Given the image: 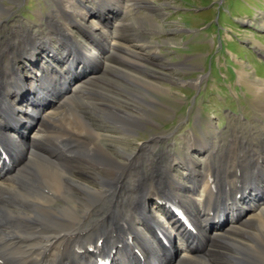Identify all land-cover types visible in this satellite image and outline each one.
<instances>
[{
  "label": "bare ground",
  "instance_id": "1",
  "mask_svg": "<svg viewBox=\"0 0 264 264\" xmlns=\"http://www.w3.org/2000/svg\"><path fill=\"white\" fill-rule=\"evenodd\" d=\"M0 10L11 11L1 3ZM94 12L103 18L106 11H94L83 0H66L61 10L48 13L53 34L46 38L13 26L7 34L11 39L0 46V264H99L104 258L111 264H264V137L255 144L245 136H233L225 144L199 143L205 149L203 164L191 157L190 146L180 161L170 153L159 158L164 137L152 136L128 151L127 140L144 130L155 112L150 91H164L136 70L116 66L137 86L132 98L146 109L105 101L102 92L94 102L82 99L76 105L83 87L94 84L93 72L85 82L77 78L67 95L68 81L91 68L86 60L102 65L98 53L68 46L70 24H78L76 18L88 22ZM3 24L0 19V28ZM80 27L97 48L113 46L107 30ZM54 38L59 44L50 42ZM72 41L81 43L74 36ZM46 42L48 52L40 58L52 51L47 64L58 68L51 78L47 71L33 69L40 61L33 56ZM62 56L63 64L55 63ZM144 61L145 56L123 59L135 69ZM21 63L37 77L31 78ZM104 64L112 68L107 60ZM239 78L245 79L243 74ZM27 85L34 94L19 98ZM256 90L264 93V85ZM45 91L54 93L53 104L51 99L40 101ZM258 107L264 114V102ZM110 126L119 133H108ZM23 128L27 133L36 130L35 139L25 140ZM175 161L182 174L173 173ZM151 199L164 221L154 223L148 215ZM175 212L188 216L195 232ZM168 215L173 219L166 228L161 222ZM229 224L236 225L226 229ZM177 233L186 241L183 250L189 249L176 262Z\"/></svg>",
  "mask_w": 264,
  "mask_h": 264
},
{
  "label": "rangeland",
  "instance_id": "2",
  "mask_svg": "<svg viewBox=\"0 0 264 264\" xmlns=\"http://www.w3.org/2000/svg\"><path fill=\"white\" fill-rule=\"evenodd\" d=\"M65 2L66 0H0L3 6L11 9L4 14L0 10V19L5 23L3 28H0V46L11 39L8 35L13 26L22 27L31 32L29 34L46 38L53 34L56 30L47 27L48 13L61 10ZM83 2L94 11L98 12L102 7L106 12L103 18H98L96 12L91 13L88 22L76 18L78 24L68 26V46L74 45L78 52L79 47H82L98 53L103 61L101 65L86 60V65L91 68H83L81 72L78 71L73 81H68L71 90H68L67 95L70 96L77 78L83 82L84 77L94 73L91 76L95 78L94 84H91L94 87H91L95 92L90 91V86L83 87L77 96L82 98L76 101V105L82 99L94 102L98 98L97 94L102 92L101 96L106 97L103 99L105 101L124 102L146 109V106L132 98L131 92L135 91L137 86L125 80L120 75L119 68L136 70L144 80L164 91L156 95L149 90L150 98L155 101V112H152L150 123L145 129L127 140L128 151H133L152 136L164 137L166 140L160 145L159 158L170 153L180 161L190 146L191 157L203 164L206 162L205 149L200 148L199 143L200 146L211 142L225 144L230 138L233 139V136H245L255 144L264 137V114L258 107L264 102V93L258 94L256 90L258 85H264V0H83ZM59 19L63 20V17ZM80 26L93 28L99 26L107 30L108 39L114 47L97 48L98 45L95 46L90 36L81 30ZM98 34L99 31H96V35ZM73 36L83 45L81 43L79 46L75 45L72 41ZM96 40L101 41V38ZM51 41L56 40L54 38ZM50 42H46L44 48L34 54L35 62L41 53L48 52ZM56 43L59 44L58 41ZM126 50H130L131 53ZM50 53L51 55L49 53L42 55L39 65L33 68L34 73L43 69L47 71L48 78H51L53 72L56 69L58 71V68L54 69L47 64L52 51ZM56 54L62 55L59 51H56ZM131 56H145V63L141 69L123 63L124 58ZM63 57L55 60V63L62 65ZM105 60L112 68L105 69ZM26 64L29 65L28 62ZM21 65L22 63L20 67L24 70L22 67H25V64ZM24 71L30 73L31 78L37 77L32 71ZM240 74L244 75V81L239 78ZM27 86L22 87L23 91L19 98H28L30 94H34L29 88L31 85ZM52 95L45 91V96H40L39 99L40 101L44 99L45 102L51 99L50 102L53 104ZM150 98H147V101H150ZM67 108L68 111L69 107ZM105 130L110 134H117L120 131L116 126H110ZM21 131L22 134H26L24 139L27 141L36 137V130L27 133L23 128ZM177 161L174 164L175 175L183 172L182 165ZM156 174L160 177L161 170ZM152 200H149V203ZM164 202L167 203L165 200ZM149 208L155 212L154 215L152 211L147 210L154 223L164 221V215L156 207L155 202L150 203ZM172 219L173 217L168 215L161 224L167 228L169 224L166 223ZM231 225L224 227L229 229L236 224ZM215 231L216 229L213 233ZM176 235V247L180 249L174 255L177 262L189 248L184 251L186 242L179 234ZM221 243L224 244L222 241Z\"/></svg>",
  "mask_w": 264,
  "mask_h": 264
}]
</instances>
